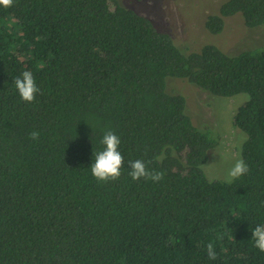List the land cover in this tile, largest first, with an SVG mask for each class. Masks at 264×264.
<instances>
[{"label": "trees", "instance_id": "obj_1", "mask_svg": "<svg viewBox=\"0 0 264 264\" xmlns=\"http://www.w3.org/2000/svg\"><path fill=\"white\" fill-rule=\"evenodd\" d=\"M240 15L264 24V0H227L205 29ZM31 71L32 103L14 81ZM170 79V80H169ZM185 81L212 96L246 94L232 118L249 172L209 181L219 136L196 126ZM126 162L163 170L159 182H98L90 166L106 130ZM38 131V140L30 133ZM264 47L228 55L180 49L115 0H14L0 6V264H264ZM217 258L210 260L207 245Z\"/></svg>", "mask_w": 264, "mask_h": 264}, {"label": "rangeland", "instance_id": "obj_2", "mask_svg": "<svg viewBox=\"0 0 264 264\" xmlns=\"http://www.w3.org/2000/svg\"><path fill=\"white\" fill-rule=\"evenodd\" d=\"M134 9L151 20L155 27L166 32L184 51H193L211 44L228 55L264 47V24L248 29L240 15L224 18V27L217 35L205 29L209 16L218 15L227 0H115ZM170 80V79H169ZM167 92H179L185 96L186 110L198 127L211 129L219 136V145L208 153L203 166L209 181H228L227 173L239 156L245 136L232 126V118L238 107L247 101L246 94L230 98L212 96L206 91L173 80L167 83Z\"/></svg>", "mask_w": 264, "mask_h": 264}, {"label": "clouds", "instance_id": "obj_3", "mask_svg": "<svg viewBox=\"0 0 264 264\" xmlns=\"http://www.w3.org/2000/svg\"><path fill=\"white\" fill-rule=\"evenodd\" d=\"M14 4V0H0V6L10 8ZM15 88L22 101L32 103L40 89L37 87L36 80L31 71H24L20 77L14 81ZM40 133L32 131L30 138L38 140ZM104 146L103 150L96 152L95 159L91 164L90 171L92 176L102 183L118 180L121 176V169L127 166L130 170L128 175L132 180L145 179L152 182L161 181L165 172L163 170H156L149 168L148 164L143 159H136L128 161L127 165L123 155L119 151L121 139L111 129L106 130L100 141ZM249 172L248 165L245 161L237 159L233 167L228 171V182L237 179ZM252 238L254 240V247L260 252H264V225H257L252 231ZM207 255L210 260L217 258V252L212 244L207 245Z\"/></svg>", "mask_w": 264, "mask_h": 264}]
</instances>
